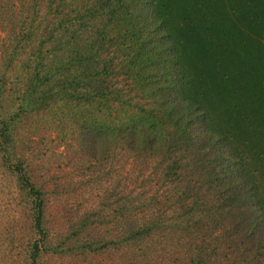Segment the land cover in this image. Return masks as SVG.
I'll use <instances>...</instances> for the list:
<instances>
[{
	"label": "trees",
	"instance_id": "trees-1",
	"mask_svg": "<svg viewBox=\"0 0 264 264\" xmlns=\"http://www.w3.org/2000/svg\"><path fill=\"white\" fill-rule=\"evenodd\" d=\"M206 1L0 0V155L29 198L30 264L70 249L60 196L48 218L54 146L87 164L99 199L84 201L82 264H264V146L232 140L201 96L218 54ZM234 42L220 48L232 67ZM244 82L239 99L264 112V87Z\"/></svg>",
	"mask_w": 264,
	"mask_h": 264
},
{
	"label": "rangeland",
	"instance_id": "rangeland-1",
	"mask_svg": "<svg viewBox=\"0 0 264 264\" xmlns=\"http://www.w3.org/2000/svg\"><path fill=\"white\" fill-rule=\"evenodd\" d=\"M190 1L193 0H182V4L187 8H191ZM210 1L215 6L212 9L216 10L215 17L212 16V19L217 24L215 26L217 33L213 30L214 33L212 32L210 39L207 40L208 44L210 42L215 44L217 41L218 54H215V56L206 54L207 57L204 60L205 65L203 67L206 79L210 81V91L206 93V97L202 93L200 94H202V98H205V104L212 112L217 126L224 129L232 137V140L244 141L252 146L263 147L264 112L247 105L246 102H241L240 95L236 91L245 92V88L243 90V87H240L241 85L244 86V81L256 85L257 89L261 88V84L264 87V7L260 8L261 11L259 12H256L258 9L253 11L251 9L252 1L262 3L264 0H252L250 2L249 0H209L206 1L207 3H200V7L207 10ZM245 11H247V15H244ZM241 13L243 14L240 15ZM187 16L182 11L176 13V18L179 20L187 18ZM232 37L235 39L233 47L238 52L240 51L241 56H244L242 61L235 62V67L230 66L227 62L225 63V57H230V55L227 51L220 50L221 47H225L224 44L229 42ZM214 49L217 51L216 48ZM213 56L219 62L215 63V58H213V64H211L209 57ZM188 60L186 59L185 62L191 70L192 64L191 66L189 64L192 60ZM218 64L221 65L220 72H230L225 73L226 77L216 75L215 71L210 72L211 67L213 68ZM226 86L233 88L235 92H226ZM203 92L205 94V91ZM240 117L245 118L243 125ZM246 128H248V132H246ZM38 140H40L39 145L41 147L46 146L48 150L57 142L55 138H50L49 142L55 141L51 146L44 137L38 136ZM69 152L65 151L63 147L55 148L54 146L53 151L48 152L45 157L44 168L50 169L48 179L50 177V184L52 185L50 191L51 204L53 205H50L48 213L49 222H52L54 211L58 207L57 198L60 196L62 200L60 207L65 212L63 215L65 222L62 224V238L67 237V240H65L67 249H64H70L67 252L63 250L56 255L43 257L41 264H82L83 261H92V257L89 255L90 251H87L86 247L83 248V244L88 241V238L83 237L84 233H82L79 225L84 207L87 208L88 205L92 204L96 208L99 199L95 198L93 194L90 195L91 193H86V190L91 188L92 185L88 182L87 173H84L81 168L85 169L87 164L84 162L81 164L68 162ZM2 159L3 157L0 155V264H30V239L35 235H33L34 232L29 223V198L19 182V177L12 173L9 164L1 162ZM45 171L47 170L45 169ZM254 178L258 181L264 197V182L260 185L261 180H258L257 177ZM98 193L100 195V191ZM85 200L89 201L88 205L84 204ZM85 234L90 239L95 237V233L91 229H88ZM59 242L57 236L51 245L56 246Z\"/></svg>",
	"mask_w": 264,
	"mask_h": 264
}]
</instances>
